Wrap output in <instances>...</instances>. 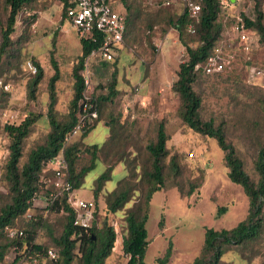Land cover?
Wrapping results in <instances>:
<instances>
[{
    "label": "rangeland",
    "instance_id": "374dc122",
    "mask_svg": "<svg viewBox=\"0 0 264 264\" xmlns=\"http://www.w3.org/2000/svg\"><path fill=\"white\" fill-rule=\"evenodd\" d=\"M113 1L121 10L125 8L126 32L112 62L89 61V87L85 95L88 99L106 96L114 69L118 93L109 100L100 99L98 122L86 137L73 136L63 145L61 151L71 145L76 147V173L89 165L90 145L99 146L94 167L78 179L80 187L74 189L73 196L94 201L96 228L105 223L114 228L116 239L104 264H127L128 256L122 249L127 235L125 216L139 204L150 186L147 173L152 157L147 145L155 141L158 124L163 121L169 154L161 160L163 182L152 194L149 205L145 224L149 243L144 263L159 264L170 248L165 264H191L201 251L205 228L235 226L247 215L248 198L240 185L229 180L224 153L216 140L188 128L179 115L181 101L173 84L187 52L172 22L183 12L180 2L164 5L166 0H124L125 4L123 0ZM257 11L262 13L264 23V0H238L221 8L216 19L221 25L216 43L223 40L225 48L234 53V61L230 69L215 75H197L193 83L202 100L200 117L223 126L227 141L234 146L254 181L258 177L253 160L264 144V86L261 77L248 75L247 66L252 63L264 71V44L255 28L248 27L250 41L246 44L248 48H244L232 39V26L238 15L255 20ZM7 15L8 8L0 0V41ZM19 37L20 45H15L0 63V208L11 201L12 195L6 172L10 138L5 125L19 124L29 113L39 114L22 144L21 169L30 150L44 144L50 130L48 80L54 72L50 55L60 72L55 84V115L65 121L73 97L72 68L81 54L80 36L66 19L61 0L27 4L19 12L12 34L14 41ZM185 40L195 47L199 36L186 30ZM34 59L42 66L43 77L34 99H30L27 85L34 75ZM111 118L116 125L108 131ZM171 156L176 158V168L170 165ZM54 167L51 163L44 166L31 208L13 223L25 234L34 230L35 242L46 247L55 246L52 238L61 234L66 216L62 210L53 212L48 208L46 198L56 179ZM108 167L112 169L110 179L104 182L95 199L96 179ZM125 187L130 188L128 201L115 213L109 212L106 198ZM224 206L226 210H220ZM5 242V235L0 233V243ZM15 256V251L7 247L0 260L14 263ZM222 261L264 264V226L256 240L228 246ZM73 262L79 264L78 255Z\"/></svg>",
    "mask_w": 264,
    "mask_h": 264
},
{
    "label": "trees",
    "instance_id": "16d2710c",
    "mask_svg": "<svg viewBox=\"0 0 264 264\" xmlns=\"http://www.w3.org/2000/svg\"><path fill=\"white\" fill-rule=\"evenodd\" d=\"M36 0H3L8 8V15L5 24L1 28L0 41V63L3 58L10 55L15 45H20L21 37L13 40L12 34L15 31V23L19 12L29 3ZM112 5L116 8L115 2L111 0ZM64 14H66L67 3L61 0ZM123 3L125 4L124 0ZM201 13L200 19L194 23L190 18L186 9L178 15L176 20L172 22V27L177 30L178 38L183 44L187 52V59L179 64L178 79L173 84V89L178 93L181 101V109L179 115L184 124L193 131L205 135L216 140L218 147L223 151L225 166L228 169L227 176L230 181L242 187L248 198V211L244 219L240 220L231 228L215 229L206 227L204 230L203 244L200 253L193 259L191 264H224L222 256L228 246H239L247 242L256 240L264 226V144L257 150L253 160V169L257 174V181L251 179L250 175L245 171L243 161L236 153L234 146L227 141L221 124L216 125L212 119L204 120L200 117L201 97L194 90L193 83L197 75L207 76L200 70H195L196 63L204 62L211 54L221 25L216 22L217 16L221 8H224L219 0H200ZM256 1L255 8L257 9ZM120 9V8H118ZM121 10V9H120ZM125 14V25L127 28V16ZM247 28H255L259 33L261 42L264 44V23L262 22V13L257 11L255 20L243 17ZM29 24V23H28ZM191 27L189 28V26ZM26 28V25H25ZM196 33L199 36L198 45L192 47L185 40V31ZM192 30V31H191ZM126 32V30H125ZM125 34V33H124ZM95 39L80 37L81 54L78 56L77 62L72 68L73 97L70 100L67 119L60 121L55 115L54 106L57 101L55 84L59 79V68L56 60L50 55V63L53 67V74L48 80V96L49 103L47 109V118L50 130L47 134L44 144L30 150L27 161L19 168V161L22 156V144L28 136L31 126L39 118V114L29 113L19 124H7V131L10 144L9 154L6 163V172L10 183L11 201L0 208V233L6 238L4 244L0 243V258L5 255L7 247H11L16 256L14 261L21 259H36L38 264H74V258L78 255L79 264H104L106 258L111 254L116 233L114 228L108 224L100 229L93 225V218L90 225L82 227L76 223V215L74 209L67 201L66 195H60L50 201L49 194L47 196L48 208L50 211L66 213L65 222L61 234L52 238L55 243L54 247H46L35 242L36 232L34 230H22L21 236L10 238L7 234L8 228H17L13 225L14 220L25 214L32 206V201L38 189V181L40 174L47 164L62 152L67 163L66 178L72 184L73 189L80 187L78 179L85 173L90 171L96 161L97 144H91V159L89 165L83 167L79 172H75L76 163V147L71 145L63 151V145L67 141L66 138L79 121V114L82 111L84 102L95 103L98 116L94 122L82 129L80 136L86 137L92 130L99 118V101L109 100L116 96V69L112 73V80L108 85L106 96L93 97L89 100L84 98L85 83L82 71L85 66L86 58L91 50L100 44V35H95ZM95 63H105L112 61H98ZM251 64V63H249ZM34 75L27 85L28 97L34 99L35 90L43 77V68L37 60H33ZM92 67V64H91ZM226 71V70H225ZM111 118L108 127L110 131L116 120L112 123ZM112 124V126H111ZM168 136L165 131L163 121H160L156 131L155 141L147 145V149L152 157L151 169L147 173L150 186L148 187L143 199L135 208L126 213L125 221L127 225V235L123 239L122 249L128 256L127 264H145L144 254L149 243L147 240L145 224L149 217V205L152 194L157 190V186L163 182L161 160L169 154L166 147ZM170 165L176 168L175 156L170 157ZM111 167L103 171L96 179V186L93 192L95 199L98 197L99 191L102 189L104 182L110 179ZM54 190V189H53ZM52 191V190H51ZM50 191V192H51ZM130 188L116 190L110 193L106 198L107 209L109 212L115 213L129 199ZM95 204V203H94ZM226 206L220 208L225 211ZM170 247V246H169ZM52 249L57 257L53 260L48 257L47 250ZM170 255L168 248L166 256L161 259L159 264H165ZM46 260L44 263L42 260Z\"/></svg>",
    "mask_w": 264,
    "mask_h": 264
},
{
    "label": "built area",
    "instance_id": "2783aa9c",
    "mask_svg": "<svg viewBox=\"0 0 264 264\" xmlns=\"http://www.w3.org/2000/svg\"><path fill=\"white\" fill-rule=\"evenodd\" d=\"M66 7V19L76 30L77 34L83 38H94L95 35H100V44L91 50V53L86 58L85 66L82 71L85 83L84 98L89 100L86 95V89L89 87L90 78V60L98 61H113L116 53V49L122 44L124 33L126 30L125 14L122 10L114 7L111 0H65ZM180 2L183 9H186L190 18L194 23H197L200 19L201 4L200 0H166L164 5H169L171 2ZM224 8L232 6L229 0H219ZM238 0H236L237 2ZM191 25L189 26V28ZM234 32L233 40H237L240 44H243L244 48H248L246 45L250 41L249 32L244 20L240 15L236 16V20L232 26ZM192 31V30H191ZM223 40L216 43L211 54L204 60V62L196 63L195 70H200L207 75H215L230 69L232 62L234 61V53L225 48ZM247 73L250 77H261L262 85L264 86V71L254 65L248 64ZM8 88V86H5ZM98 113L95 103L84 102L81 113L79 114V121L74 126L73 130L69 133L66 140L73 136L81 134L82 129L90 126L97 118ZM51 164H54L55 180L53 181L54 190L49 193L50 201L54 200L60 195H66L67 201L74 209L76 215V223L82 227H87L93 218L94 201L73 196V187L69 180H67L65 171L67 170V163L62 153L58 154L53 159ZM48 203V202H47ZM7 234L10 238L21 236L22 230L19 228H8ZM49 258L56 260V253L52 249L47 250ZM14 261V259H13ZM0 264H38L36 259L25 260L21 259L14 261V263L1 261Z\"/></svg>",
    "mask_w": 264,
    "mask_h": 264
},
{
    "label": "water",
    "instance_id": "95a60500",
    "mask_svg": "<svg viewBox=\"0 0 264 264\" xmlns=\"http://www.w3.org/2000/svg\"><path fill=\"white\" fill-rule=\"evenodd\" d=\"M231 3H235L236 2V0H229Z\"/></svg>",
    "mask_w": 264,
    "mask_h": 264
},
{
    "label": "crops",
    "instance_id": "0c3cea01",
    "mask_svg": "<svg viewBox=\"0 0 264 264\" xmlns=\"http://www.w3.org/2000/svg\"><path fill=\"white\" fill-rule=\"evenodd\" d=\"M89 133H90V132H89ZM89 133H88V134H89ZM88 134H87V135H88ZM107 136H108V135H107ZM115 248H116V247H115ZM105 263H106V262H105Z\"/></svg>",
    "mask_w": 264,
    "mask_h": 264
}]
</instances>
